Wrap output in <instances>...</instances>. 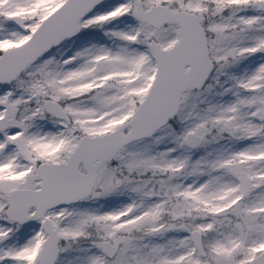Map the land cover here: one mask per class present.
I'll list each match as a JSON object with an SVG mask.
<instances>
[{"label": "snow or ice", "instance_id": "6c2138e0", "mask_svg": "<svg viewBox=\"0 0 264 264\" xmlns=\"http://www.w3.org/2000/svg\"><path fill=\"white\" fill-rule=\"evenodd\" d=\"M0 264H264V0H0Z\"/></svg>", "mask_w": 264, "mask_h": 264}]
</instances>
